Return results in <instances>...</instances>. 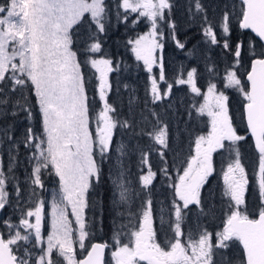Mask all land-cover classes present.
I'll list each match as a JSON object with an SVG mask.
<instances>
[{
    "label": "snow or ice",
    "instance_id": "snow-or-ice-1",
    "mask_svg": "<svg viewBox=\"0 0 264 264\" xmlns=\"http://www.w3.org/2000/svg\"><path fill=\"white\" fill-rule=\"evenodd\" d=\"M175 7V0H8L0 6V120L23 113V120L27 121L20 137L12 135L15 121L0 127V144L9 142L8 169L0 170V210L14 206V211L19 213L18 223L10 218L0 222L8 233L7 238L0 236V264H103L107 245L92 242L95 218L89 219L86 212L90 207V188L94 187L93 179L99 182L102 178L103 162L112 159L113 130L118 126L131 128V124L128 120L114 119L110 115L113 107L105 102L96 121L97 132L95 136L90 133L88 97L78 52L74 50L73 32L85 24L89 35L83 51L97 54L102 53L100 37L107 35L109 26L130 18L132 28L141 22L147 24L148 30L129 37L126 46L148 73H153L154 68L161 69L159 78L168 90H162L157 80L151 79V100L155 104L167 98L173 87L167 80L160 55L167 39L175 41L177 48H185L173 18ZM240 12L239 28L251 30L258 38H249L251 63L250 71L246 72L247 87L238 78L243 59L241 42L237 41L233 48L228 39L231 15H223L216 23L208 18L201 0H188L187 4L189 18L199 20L203 28L201 42L206 49L219 46L223 37V48L235 57L229 65L233 70L227 71L224 77V87L240 91L245 100L247 130L258 153L259 219H250L239 209L245 204L250 180L242 166L238 142L247 137L233 127L228 94L212 83L211 78L203 93L194 79L196 69L193 68L187 72L186 80L181 76L175 83L187 84L195 97H203L202 102L194 101L193 106L198 116L208 117L209 128L206 135L196 136L194 154L187 157L182 173L168 185L172 189L170 215L167 220L161 218V225L168 224L172 235L166 234V247L158 242L153 230L152 201L142 202L139 215L132 214L128 224L116 229L114 222L117 237L112 256L116 264H264V0H241ZM186 55L191 56V52ZM106 56L107 53H102L101 58H88L91 68L99 74L100 101H105L108 73L114 70L113 61ZM37 111L39 131L34 126ZM152 114L156 122L151 132L132 129L130 135L150 136L154 145L159 146V149L151 147L150 151H161L163 158L166 153L162 150L169 148L170 132L159 114L154 111ZM21 143L30 153L26 159L32 170L26 172L25 182L29 184L31 207L21 204L22 190L16 186L18 177L14 168L18 157L12 149ZM122 147L118 146L117 151ZM218 150L226 151L230 157L227 170L223 171V194L230 198L223 230L213 235L198 222L195 234L190 227L182 231L190 205L201 209L199 215L208 214L203 210L202 190L214 173L213 153ZM140 164L149 165L148 153L143 149ZM162 171L167 175L168 168ZM125 173L126 169H119V178L113 181V205L117 208L131 201L132 189L127 186L131 182ZM45 176L57 178V191L47 214L44 201L35 202L41 195L35 189L46 190ZM155 176L150 165L147 174L139 173L145 191H151ZM7 185L14 188V201L10 199ZM213 195L209 192L210 198ZM45 215L50 217L46 241L42 235ZM117 215L124 216L125 212L117 211ZM26 217H34L35 223ZM121 229H127L129 243L119 239ZM75 245L82 253L86 252V258L77 259ZM237 245L242 246L238 254Z\"/></svg>",
    "mask_w": 264,
    "mask_h": 264
},
{
    "label": "rangeland",
    "instance_id": "rangeland-1",
    "mask_svg": "<svg viewBox=\"0 0 264 264\" xmlns=\"http://www.w3.org/2000/svg\"><path fill=\"white\" fill-rule=\"evenodd\" d=\"M205 1H206L207 8H209L211 12L210 15H208V18L210 20H213L214 22L219 23L223 15L229 14V12L224 6L218 5L217 1L215 0L214 1L205 0ZM175 3H176V7L173 9V18L176 20L178 28L180 30H185L186 28H188L186 29V32L182 36H179L182 38L180 39V41L185 43V47L187 48V50H185V48L184 49L178 48V50L175 51L176 54L173 57H171V60L169 63L170 66L168 65V62H167L166 66L164 67V72L167 77V80L168 78L171 80L175 78L176 80V78L181 77V76L186 80L187 72L195 68L196 73L194 77L196 78L197 68L195 66V62L198 61L200 58V55H201L200 45L201 44L199 42L197 28H193L192 30V26H198V30L202 27L200 26L199 20H192L189 18L188 13H187L188 0L187 1H176L175 0ZM231 11L233 12V9H231ZM186 19H188L190 22L185 21ZM231 19H232V23H235L236 18L234 17V15H231ZM126 22H129V24L131 25L132 19L130 18ZM123 23L125 22H121V24ZM204 27H207V25H205ZM130 30H131L132 36H134L137 32L139 33L146 32L148 30V26L144 22H141L136 26V28L130 27ZM216 31L219 32L221 30L217 29ZM191 38L193 39V41H191ZM167 40H168V45L171 42L172 45L174 46L172 39L168 38ZM200 40L202 41V39ZM188 52H191V56L186 55V53ZM160 54L163 55V52ZM180 55H181V58H178ZM90 58H101V56L94 55ZM234 60L235 59H233V61ZM233 61H231L228 64V66L224 69V71L221 74V77L224 78L227 75V71L233 70L232 68L229 67V65ZM163 63L165 64L164 57H163ZM89 65H90V59H89ZM115 65H117V63L112 64V67H114ZM143 69H144V66H143ZM241 70L242 68L240 69V71ZM109 73H108V77H109ZM95 74L97 78L99 74L96 72ZM158 74L159 72L157 70L154 72V69H153V73L151 74L146 71V75L144 77L148 81L150 87H151V79L155 78L157 80ZM214 74H215L214 69L210 68L209 76L214 77L215 76ZM97 81H98V87H99V80L97 79ZM211 82L215 83L214 81H211ZM208 83H206L205 85L207 86ZM225 83L226 81L224 79V81L222 82L223 87ZM184 86L189 88L187 84H185ZM148 89L150 90L149 87ZM232 89H234V91H238L235 88H232ZM172 91L173 90L171 89L167 98H165L163 101H160V102L158 101L155 104L152 103L151 91H150V96L147 99V106H146V111L144 115V117L148 116V118L147 120H144V121L141 120V123H139L140 125H143L144 123L145 133L151 132L152 125L155 124L156 122V116L152 114L154 111L159 114V119L162 122H165L167 124L169 132H170L169 148L162 150L164 153H166L163 156V158L161 156V151H156V152L150 151L153 140L151 139L150 136L146 134L147 138H149L148 144L143 146L142 149L144 152L148 153L149 165L152 171L156 173V176L153 180V184L150 185L151 191L148 192L143 189L144 191L142 195L141 189H139V188H142L140 181H139V173L143 172L144 174H147V171L149 170V165L140 164L137 170L136 169L132 170L135 176L130 171L126 170L125 174L127 177V181L131 182L130 185H127V181H126V185L132 189V196H131V201L129 202V204L121 205L119 208L113 205V191H114L113 181L119 178V169L121 168L125 169L122 159L124 157V154L127 152L128 145L126 144V139H127L126 133L121 132L119 126L113 130V143L110 145L112 160L111 162H109L106 159L102 164V168L104 169L103 171L106 173L105 178H106V181L110 189L109 191L110 195L108 196V198H109L110 206L112 207L111 211L113 214H112V217L108 219L109 223L107 225L111 229L109 233L107 232L103 233L99 229V232H95V233L93 232L94 234L92 236V242H98L94 240L105 239V234H107V236L108 234H110L108 236L109 237L108 244L101 242L102 244H105V245L107 244L106 251H105L104 264H116L115 259L112 256V252L116 248V237H117V233L114 231V222H115V228L120 229L121 225L128 224L129 218L132 216V214L139 215L140 207L142 204L139 202V200L142 199L141 197H144L146 199L145 201L149 199L152 201V207L154 210L153 230L154 232L157 233L158 242L161 245H164L166 247V235L165 234L172 235V233L169 230L168 224H164L163 226L161 225V218L167 220L170 215L168 210L171 209L172 189H170L168 185L169 183L172 182V180H175L178 177V175L182 173V167L186 166L185 162H186L187 157L190 154H194L193 152L194 139L196 138V136L201 135V134L206 135L208 128H209L208 117L198 116L193 106L194 101L202 102L203 97L202 96L195 97L194 94L192 93L190 94L189 91L187 95L186 94H183V95L173 94ZM241 96L243 97L242 93H241ZM134 102L136 103L135 90L133 92V95H128V98H127V103L131 107L135 105ZM104 103L105 102L102 103L100 111L103 110ZM159 105L162 106V108L164 109L163 112L170 111L173 113L170 119H165L163 117V113L161 112ZM190 112H191V115H189ZM98 115H99V112L96 113V121H97ZM110 115L114 119L118 120L117 116L115 117L112 113H110ZM141 116L143 117V115ZM96 121L93 125V128L91 129L89 128V131L93 136H95L97 132ZM16 122H22L21 127L19 128L20 132L18 135V137H20L25 125L27 124V121L21 120L20 118H18L16 119ZM180 125H182V128L179 129ZM40 126L41 125H40V116H39V123L36 128L38 131L40 130ZM240 135L245 136V134H240ZM245 140L238 142L239 154H240L242 166L245 167L246 175L249 178V180L252 179V172H254L253 175L255 177H254L253 183H250L251 185L250 193L252 194L250 198H253L254 201L260 204V200L258 197V182H256V180L258 181V178L256 176V173L258 172V154H257V158L255 162L252 163V161H250L247 158L248 156H250V150H249V145L246 146ZM121 145L123 147L121 151L118 152L117 147ZM135 147L136 149H139L137 146ZM8 148H9L8 141H5L3 144H0V170H3L5 172L8 169V163H9ZM156 148L159 149V146L156 145ZM12 150L17 154V157H18V162L14 168V171H15V175L18 177L16 186L22 190L21 191V197H22L21 204L26 205V207H31L32 204L29 203V201H31L29 184L25 182L26 172L30 173L32 170L31 167L29 166L28 160L26 159V157L30 155V153L28 152V150L24 147L22 143L18 144L17 147ZM215 154H218L220 159H217V163L213 161V164H216L214 165V174L216 177L210 183V185H214L211 190L214 191L215 189L214 196L217 197L220 207L221 206L225 207V211H226L228 203L230 202V198L227 196H224L223 194L224 192L223 171L227 170V163L230 162V157H229V154L224 150H218ZM215 154H214V157H215ZM140 156H141V151H140ZM117 157H119V160H117ZM231 158H234V154ZM96 159L99 160L98 155L96 156ZM165 167L168 168L167 175H165L162 171ZM94 180L95 179H93V181ZM44 183L46 186V190L35 189V191L41 193L39 200L35 202L39 203L40 200H43L45 203V213L47 214L51 211L50 204H51L54 194L57 191V178L55 176H51V177L45 176ZM207 184L205 186V189L207 187ZM247 188L248 186L246 187V190ZM7 190L9 191V193H11L10 199L14 201L16 199V195H15L13 186L7 185ZM203 191L204 189L202 190V194L205 198L203 202V204L205 205L203 207V210L204 212L208 213L207 208L209 206L208 202L210 201V197L209 195L206 196L203 193ZM116 199L117 200L119 199L118 192L116 194ZM210 206L212 207V205ZM233 207H235L234 203H233ZM190 209L191 211L188 212V215L186 217V222L182 225L183 231H187L190 227L192 232L195 234V232L197 231L198 222L202 223L204 229H206L209 233H213V235L216 233L217 230L219 231L223 230L224 223L227 219V216L221 219L220 222L222 224L219 226L218 224L219 222L212 223L214 221V218H211V216L208 215L210 219L209 221H207L204 215H199L201 212V209L197 207L196 205H190ZM240 209H244V206H240ZM68 211L70 213L71 210L68 209ZM117 211L125 212V215L119 216L117 215ZM185 211H188V210H185ZM8 218H10L14 223H18L19 213L17 211H14V206H6L5 209L0 211V222L5 221ZM88 218H90L89 215H88ZM28 219L32 223H35L34 217H31ZM171 219L174 220V215L171 216ZM49 225H50V217L45 215V220L42 221V235L44 236L45 241H46L47 234L49 232ZM137 227H138V223H137ZM0 228H1V232L4 238H7L8 233H7L5 225L0 223ZM211 229H215V231H212ZM119 239L122 241V243H129V236H128L127 229L120 230ZM74 254L76 255L77 259H80L85 254V252L82 253L81 249H79V246L75 245Z\"/></svg>",
    "mask_w": 264,
    "mask_h": 264
},
{
    "label": "trees",
    "instance_id": "trees-1",
    "mask_svg": "<svg viewBox=\"0 0 264 264\" xmlns=\"http://www.w3.org/2000/svg\"><path fill=\"white\" fill-rule=\"evenodd\" d=\"M8 0H0V6L6 4ZM129 22H125L121 24H117L116 26H109L107 35L101 36L100 39L102 41V53H107L105 58H109L114 63H117L113 67V71L109 73L108 77V91L105 96V101H100L99 99V92H98V81L96 78L95 71L89 65V57L94 55L102 56V53L97 54H87L83 51L85 47V43L88 41V28L85 24H81L78 26V31L74 30V50L78 52V60L82 66V75L84 77L85 86H86V95L88 97V106H89V117H90V129L93 128V125L96 121V113L100 112V108L103 102L109 103L114 111L112 114L117 119L120 120H128L131 124V128L121 129V132H125L127 139L126 144L127 152L124 154L122 159L123 165L126 170L130 171L132 174V170L138 169L140 166V151L143 146L148 144V139L146 134L144 135H130V131L135 129L139 131L140 129H144L143 125H140L141 120H147V117H144L146 106H147V99L150 96V85L146 78V71L143 69V65L141 62H137L135 60L134 55L130 52L128 46H126V41L129 37H132V33L130 30ZM135 90L136 93V103L132 107L127 103L128 95H133ZM149 93V95H148ZM133 103V104H134ZM143 115V117L141 116ZM24 114L21 113L19 117H12L8 116L7 118L0 120V127H7L9 124H13V132L12 135L14 137H18L19 135V128L21 127L22 122H16V119L20 118L23 120ZM146 118V119H145ZM39 123V114L38 111L36 113V120L34 121V126L37 128ZM126 138V137H125ZM248 139V138H247ZM7 141V140H5ZM249 144H246V146ZM137 146L139 149H136ZM156 148L154 145V141H152V147ZM135 150V151H134ZM250 156L247 158L255 162L257 158V153L252 148V145L249 146ZM156 152V151H155ZM140 156V157H139ZM112 160V159H111ZM111 160H107L111 162ZM103 176L97 182L96 180L93 181L94 187L90 188V207L86 210L87 214L89 215V219L95 218V227L93 228V232H99V229L104 233L110 232V227L107 225L109 223L108 219L112 217L111 206L109 203V186L106 181L105 175L106 173L103 171ZM254 172H252V179L250 183H253L254 180ZM134 175V174H133ZM135 176V175H134ZM257 182V180H256ZM209 185V184H208ZM206 189L204 188L203 193L208 196L209 192L215 193L210 187ZM141 189V194L143 195V188ZM251 185H248V188L245 192V204L240 205L244 206V209H239L244 212V214L248 215L250 218L255 217L259 213L260 204L254 201L253 198H250L252 195L250 193ZM214 196V195H213ZM142 199L139 200L140 203L145 202V198L141 197ZM213 198V200H212ZM210 198L209 207L212 205L214 207V219L215 223H218L219 226L222 224L220 221L222 218L227 216V211H225V207L221 206L217 200V197ZM153 199V198H151ZM235 208V207H234ZM215 231V229H211ZM1 236H3L0 228ZM110 234H108L109 236ZM105 234V239L101 240H94L98 241L99 243H107L109 237ZM4 237V236H3ZM106 244V245H107ZM238 249V250H237ZM237 254L241 251L239 245H237ZM231 255V254H230Z\"/></svg>",
    "mask_w": 264,
    "mask_h": 264
},
{
    "label": "flooded vegetation",
    "instance_id": "flooded-vegetation-1",
    "mask_svg": "<svg viewBox=\"0 0 264 264\" xmlns=\"http://www.w3.org/2000/svg\"><path fill=\"white\" fill-rule=\"evenodd\" d=\"M176 1H187V0H176ZM215 1H217L219 6H224L227 9V11L229 12V14L234 15V17L236 18L235 23H232L230 26L231 30H230L228 39H229L230 43L232 44L233 48H235L237 41L241 42L243 59L241 62V66H239L238 77L242 80V86L247 87L248 82L245 78V75H246V72L249 70L250 61H251V58L248 55L249 38L252 37L253 39H256V40H258V39L255 38L249 30H241L239 28L238 18L241 15V12H240V3L241 2L239 0H215ZM201 2L203 3L205 8L207 9V15H210L211 12H210V9L207 8V6H206V1L201 0ZM231 9H233V12L231 11ZM188 19H186L185 21L190 22ZM193 28H197V34H198L199 42L201 44V45L199 44L201 46V50H200L201 55H200L199 60L195 62V66L197 68V76H196V78L194 77V79L196 80L198 87L201 89V91L203 93L204 92L206 93L207 86L205 84L208 83L210 81V78H211V81H214L218 85L219 89L225 91L228 94V96H229V100H228L229 115H230V118L232 119L233 127L235 128L237 133L245 134V136L248 138L245 140V143L247 144V142H248V144L250 146L251 145V139L248 135L246 125L244 122L243 105L245 104V100L241 96V93L239 91H234V89H232V88H225L222 85L224 78L221 77V74L224 71V69L228 66V64L231 61H233V59H235V57L232 54H230L226 49L223 48V39H224L223 37H221V44L219 46H212L211 49H206V45L204 43H202L200 40V39H203V29L200 28L198 30V26H192V30H193ZM186 29H188V28H186ZM186 29L180 30L178 28L177 34H178L179 40L182 39L179 36H182L186 32ZM191 41H193L192 38H191ZM173 43H174V46L172 45L171 42L168 45V40H167L166 47L163 50V55L160 54L162 57H164V60H165V64L163 63L164 67L166 66L167 62L169 65L171 57H173L176 54L175 51L178 50V48L176 47L175 41H173ZM185 50H187L186 47H185ZM178 58H181V55ZM210 68L214 69V72H215L214 77L209 76ZM241 68H242V70L240 71ZM156 70L159 72L158 77H157L158 87L167 91L168 90L167 84L164 81H161L159 78L161 69L160 68H154V72ZM168 82L173 84V87H172L173 94H182V95L186 94L187 95V93H189V92L191 94L190 88H187L184 85L176 84L175 78L172 80L168 78ZM150 89H151V87H150ZM159 108L161 109V112L163 113V117L165 119L171 118V116L173 114L172 112H170V111L163 112L164 109L160 105H159ZM180 128H182V125L179 126V129ZM214 154L215 153H213V161H215L217 163V159H220V157L218 156V154H215V157H214ZM214 165H216V164H213V166ZM215 177L216 176L213 173V175L209 178V182H208L209 185L207 184L209 189H210V187H212V185H210V183L215 179ZM204 206L205 205L203 204V207ZM210 208H211V211H210ZM207 209H208L207 210L208 214L204 215V217L206 218L207 221H209V219H210L209 216H211V218H214L215 211H213L214 207L208 206ZM253 218H255V217H253ZM253 218H250V219H253ZM212 223H215V219ZM184 230H185V228H184ZM211 234H213V233H211ZM167 235L170 236L171 234H167Z\"/></svg>",
    "mask_w": 264,
    "mask_h": 264
},
{
    "label": "water",
    "instance_id": "water-1",
    "mask_svg": "<svg viewBox=\"0 0 264 264\" xmlns=\"http://www.w3.org/2000/svg\"><path fill=\"white\" fill-rule=\"evenodd\" d=\"M239 1L241 2V0H239ZM249 31L251 32V30H249ZM251 34L255 37V34H254V33L251 32ZM255 38H256V37H255ZM257 39H258V38H257ZM250 63H251V61H250ZM248 71H250V67H249V70H248ZM245 78H246V80H247L246 75H245ZM247 82H248V81H247ZM244 122H245V125H246V119H245V116H244ZM246 129H247V125H246ZM247 132H248V130H247ZM248 135H249V137H250V139H251V143H252L253 149L256 151L255 146H254V141H253V139L251 138L249 132H248ZM256 153H257V151H256ZM254 219H259V214H258ZM0 236H1V235H0ZM96 243H98V242H96ZM240 248H241V251H242V246H240ZM89 250H90V246H89ZM104 254H105V252H104ZM84 258H86V252H85V254H84L80 259H84ZM103 264H104V256H103Z\"/></svg>",
    "mask_w": 264,
    "mask_h": 264
}]
</instances>
